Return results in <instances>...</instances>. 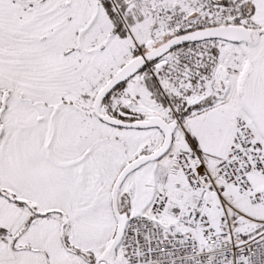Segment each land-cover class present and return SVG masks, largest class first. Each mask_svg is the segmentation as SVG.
<instances>
[{"label": "snow or ice", "instance_id": "snow-or-ice-1", "mask_svg": "<svg viewBox=\"0 0 264 264\" xmlns=\"http://www.w3.org/2000/svg\"><path fill=\"white\" fill-rule=\"evenodd\" d=\"M0 264H264V0H0Z\"/></svg>", "mask_w": 264, "mask_h": 264}]
</instances>
